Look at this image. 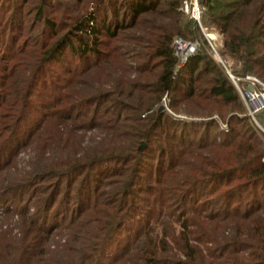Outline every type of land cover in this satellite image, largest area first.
Masks as SVG:
<instances>
[{"label":"trees","instance_id":"trees-1","mask_svg":"<svg viewBox=\"0 0 264 264\" xmlns=\"http://www.w3.org/2000/svg\"><path fill=\"white\" fill-rule=\"evenodd\" d=\"M71 1L78 12L58 23L48 8L67 0H0V172L35 146L0 189L21 206L20 238L0 232V264H38L53 228L66 243L49 264H264V111L256 126L204 49L172 79L174 36H200L185 0ZM198 3L232 74L264 81V0ZM65 51L84 65L40 96ZM105 67L120 76L90 79ZM75 77L87 82L72 97ZM165 95L200 120L167 114ZM67 122L102 137L80 143Z\"/></svg>","mask_w":264,"mask_h":264},{"label":"rangeland","instance_id":"rangeland-1","mask_svg":"<svg viewBox=\"0 0 264 264\" xmlns=\"http://www.w3.org/2000/svg\"><path fill=\"white\" fill-rule=\"evenodd\" d=\"M67 1H68V10H63L62 7L58 6L57 4H55V7L53 9L48 8L50 10L49 14H51V16H53L54 19L58 21V23L64 21L61 19V15L64 13V11L67 14H74V15L75 13L78 12V7L73 2L71 0H67ZM213 31L214 30L210 29L208 33ZM199 37L202 40L204 39L202 33H200ZM220 39H218V41L215 42L216 45L218 46V50L220 49L219 48ZM225 59L227 61L228 67L230 68V66H232V62L227 57H225ZM79 65H84V62L80 61L78 57H73L68 51H65V53H63V56L58 61V63L49 68L46 83L38 88L39 95L48 96V94H50L52 90L56 87L57 82L62 83L61 81L63 79H64L63 81H65V78L67 76L66 73L67 69H70L69 71H72L75 67ZM110 74L120 76L121 71L113 67H105V69L103 68L102 71L98 70L97 72L92 73L90 79L92 81L96 80L97 82H101V83L105 82L106 85H108V77ZM85 82H87V78L85 77L72 78L69 84L72 85L69 88H67L66 91H68L69 95H71L72 97H77L78 95L83 94ZM44 86L47 87V90L42 89ZM163 108H164L163 110H165L167 114H169L174 118H178L186 121L200 120L197 117L194 118H192L191 116L189 117L185 112H179L175 114L170 110L169 106H168L169 111H167L165 107ZM251 122L253 121L251 120ZM68 123L69 122H67L66 124ZM219 123L221 124V127L223 125H226L220 121ZM253 123L256 124L255 122ZM78 125L79 123L77 122L74 123L70 122L67 126L69 127L67 130L66 127H63L64 129H60L61 126H59L60 127L59 129L64 130L65 136H68L69 131H71L72 134H74L73 136L76 138V141L80 143L82 141L83 144L86 143L90 144L92 140L99 141V139L102 137V134H100V132L97 130L79 131V128L77 127ZM256 126L258 125L256 124ZM258 127L261 130V132L264 133V129L260 126ZM34 148L35 146L33 143L32 145L30 144L26 148L20 149L16 154V156L14 157V159H12L11 162L7 164V168L2 172H0L1 173L0 189L4 188V186L7 185V182L12 180L14 177L20 176L30 168L29 162L31 161L32 156L34 155ZM50 153H51V149L48 154ZM6 205L7 204L0 202V232H6V234L8 233L7 235H9L10 237H14L15 239L20 238L19 236L21 233V229H20L19 209H21V206L17 204L14 206L10 205L8 207ZM51 237L52 238L47 244V246L44 247L45 255H41L38 257L39 258L38 264H49V261L53 262L54 260L60 259V254H58V252L62 251V246L66 243V237L60 236L59 230L55 228H53ZM1 253L2 255H4L6 253L5 249L2 250Z\"/></svg>","mask_w":264,"mask_h":264},{"label":"built area","instance_id":"built-area-1","mask_svg":"<svg viewBox=\"0 0 264 264\" xmlns=\"http://www.w3.org/2000/svg\"><path fill=\"white\" fill-rule=\"evenodd\" d=\"M181 10L195 21L196 28L204 36L203 40L206 41V45L200 37L189 40L182 36H174L170 48L177 63L172 79H175L179 69L186 65L193 55L199 52L200 49H204L217 62L221 69L224 70L227 77L236 87L245 106V115L258 125L255 115L264 111V81L250 72H247L244 76L232 74L231 68L228 67L225 57L220 52L222 49L221 35L216 31L208 33V30L202 24L201 19L204 8L198 3V0H185ZM218 39H220L219 50L215 43ZM239 83H242V85L239 86ZM167 104L168 97L165 95L162 99V105L169 111ZM222 129L227 131V126L223 125Z\"/></svg>","mask_w":264,"mask_h":264},{"label":"water","instance_id":"water-1","mask_svg":"<svg viewBox=\"0 0 264 264\" xmlns=\"http://www.w3.org/2000/svg\"><path fill=\"white\" fill-rule=\"evenodd\" d=\"M161 109H164L163 106H161ZM146 146V143L142 142L140 145L139 151H141Z\"/></svg>","mask_w":264,"mask_h":264}]
</instances>
